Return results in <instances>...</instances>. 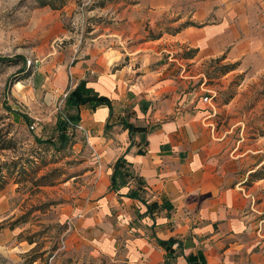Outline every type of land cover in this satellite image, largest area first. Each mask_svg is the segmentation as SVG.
I'll return each instance as SVG.
<instances>
[{
  "label": "rangeland",
  "instance_id": "1",
  "mask_svg": "<svg viewBox=\"0 0 264 264\" xmlns=\"http://www.w3.org/2000/svg\"><path fill=\"white\" fill-rule=\"evenodd\" d=\"M141 1L0 0V57L9 59L0 62V135L12 146L0 151V264L126 263L122 255L97 252L88 241L101 226L78 229L76 212L93 200L102 176L82 131L66 128L65 147L56 150V120L66 112L67 93L56 100L57 110L44 113L39 129L11 115L13 108L33 109L13 89L38 67L53 73L65 69L70 79L76 55L109 46L121 47L132 66H139L143 55L148 57L142 59L144 67L167 64L176 92H191L204 103L217 163L231 182L243 181L264 218V0L244 5L248 20L256 22L240 32L246 47L235 56L227 49L200 62L193 60L196 49L170 39L182 26L201 27L218 17L208 15L198 25L188 20L190 0H177L187 4L180 13L187 16L185 22H177L171 11L151 16ZM155 39L160 42L150 43ZM150 46L148 55L144 50ZM29 160L37 165L34 173ZM12 161L17 163L10 176Z\"/></svg>",
  "mask_w": 264,
  "mask_h": 264
},
{
  "label": "crops",
  "instance_id": "2",
  "mask_svg": "<svg viewBox=\"0 0 264 264\" xmlns=\"http://www.w3.org/2000/svg\"><path fill=\"white\" fill-rule=\"evenodd\" d=\"M246 1L190 0L189 21L201 25L208 15L218 18L201 27L182 26L170 40L196 49L194 61L227 49L237 55L246 47L240 32L256 23L245 14ZM176 2L140 4L151 16L166 10L179 16L177 22H185L187 16L180 13L187 4ZM86 54L76 55L69 65L70 79L65 69L53 73L44 66L17 82L13 92L33 109L13 108L11 115L17 123L29 117L39 129L44 113L57 110L58 97L81 80L111 100V111L105 104L67 108L79 113L78 123L99 160L102 182L95 186L93 200L76 212L79 230L101 226L88 240L96 251L114 258L122 255L127 264H264V218L258 216L243 181L231 182L217 163L204 103L191 92H176L167 64L144 67L142 59L148 57L143 55L139 66H132L115 46ZM123 118L144 130L130 137ZM120 156L124 162L115 168ZM136 188L142 200L156 204L151 214L145 213L140 199L127 196ZM170 238L180 245L173 244L174 253L168 257L156 240Z\"/></svg>",
  "mask_w": 264,
  "mask_h": 264
},
{
  "label": "trees",
  "instance_id": "3",
  "mask_svg": "<svg viewBox=\"0 0 264 264\" xmlns=\"http://www.w3.org/2000/svg\"><path fill=\"white\" fill-rule=\"evenodd\" d=\"M44 3V2H43ZM47 4V3H45ZM9 59H4L0 57V62H4V61H8ZM101 104H105L108 105L111 111V100L106 97L105 95H100L98 93H96L92 88L87 87L86 86V81L81 80L77 83V85L71 89L66 97H65V106L64 109H66V112L63 116H58L57 120H56V129L58 130V140L60 141V145L59 147H57L56 150H60L61 148L65 147L64 145L66 144L67 140H68V135L66 134L65 130L66 128H68L69 126L72 127L74 129V127L72 125H75L79 122L80 120V116L79 113H75V114H71L67 111V108L69 107H75L78 108L79 106L82 105H90L92 107H96L99 106ZM8 111H10V109L8 108ZM25 121L26 123H31L32 119H30L29 117L25 116ZM72 124V125H71ZM121 124L124 128L128 129V134L131 137L135 132H139L144 130V127L142 126H138L133 124L132 122H129L127 118H123L121 121ZM0 134H1V128H0ZM37 140V139H36ZM38 142H45L42 141L41 139L37 140ZM10 140L5 141V139L1 140V135H0V151L4 150V149H10L11 143H9ZM51 142V141H49ZM47 143V142H45ZM48 144V143H47ZM30 163V167L29 170L31 173H34L36 166L34 165L35 163L32 160L28 161ZM124 160L122 158V156H120L116 162L114 167L117 168L119 165L123 164ZM16 161H12L11 162V169L8 167L7 168V172L10 176L13 175V173L15 172L13 169L16 166ZM251 175L256 176V173H252ZM19 180L16 179V182H18ZM128 197H132V198H138L140 199L146 206V214H151L152 209L156 207V204L153 203H147L146 201L142 200L138 194L137 188L136 189H132L127 193ZM157 244L164 247L167 251V256L169 257L170 255H172L174 253V250L172 249V245L177 243V246L179 247L180 243L176 240V239H168V240H156ZM127 264V263H125Z\"/></svg>",
  "mask_w": 264,
  "mask_h": 264
},
{
  "label": "built area",
  "instance_id": "4",
  "mask_svg": "<svg viewBox=\"0 0 264 264\" xmlns=\"http://www.w3.org/2000/svg\"><path fill=\"white\" fill-rule=\"evenodd\" d=\"M208 99V97L206 96V97H204V101H206ZM72 125V124H71ZM75 129H78V130H81V131H83L84 129H83V127H82V125L80 124V123H77V124H75V125H72ZM33 126H31V128H32Z\"/></svg>",
  "mask_w": 264,
  "mask_h": 264
}]
</instances>
